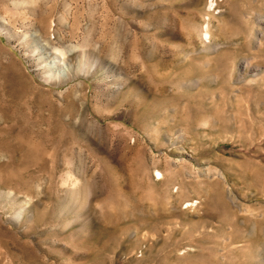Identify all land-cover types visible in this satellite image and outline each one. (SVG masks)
Masks as SVG:
<instances>
[{
    "label": "rangeland",
    "instance_id": "obj_1",
    "mask_svg": "<svg viewBox=\"0 0 264 264\" xmlns=\"http://www.w3.org/2000/svg\"><path fill=\"white\" fill-rule=\"evenodd\" d=\"M0 264H264V0H0Z\"/></svg>",
    "mask_w": 264,
    "mask_h": 264
},
{
    "label": "bare ground",
    "instance_id": "obj_2",
    "mask_svg": "<svg viewBox=\"0 0 264 264\" xmlns=\"http://www.w3.org/2000/svg\"><path fill=\"white\" fill-rule=\"evenodd\" d=\"M209 2H210V1H209ZM210 3H211V2H210ZM211 5H212V4H211ZM206 28H207V29H206L207 31L205 30V31H206L205 33H208V30H209V29H208V27H206ZM73 50L75 51L76 48H74ZM60 52H61V51H60ZM55 53H56V55H57V52H55ZM60 54H62L63 56H65V53H64V52H61ZM60 56H61V55H60ZM58 58H59V55H58ZM63 59H64V57H63ZM55 63H56V64H60V61H59V60H58V62L55 61Z\"/></svg>",
    "mask_w": 264,
    "mask_h": 264
}]
</instances>
